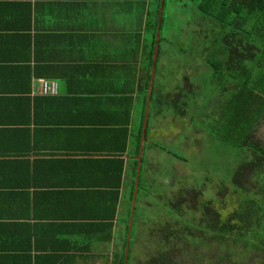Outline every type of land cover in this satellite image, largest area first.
Returning <instances> with one entry per match:
<instances>
[{
  "label": "crops",
  "instance_id": "crops-1",
  "mask_svg": "<svg viewBox=\"0 0 264 264\" xmlns=\"http://www.w3.org/2000/svg\"><path fill=\"white\" fill-rule=\"evenodd\" d=\"M156 9L153 0H0V264H115L142 149ZM171 67L156 65L141 168L148 147L164 146L151 125L154 136L189 134L191 68ZM43 80L57 91L42 93ZM229 84L217 91L214 136L221 144L224 128L238 146L236 170L264 154V76L262 92ZM255 168L246 183L264 200V161ZM240 198L230 194L232 209Z\"/></svg>",
  "mask_w": 264,
  "mask_h": 264
},
{
  "label": "rangeland",
  "instance_id": "rangeland-1",
  "mask_svg": "<svg viewBox=\"0 0 264 264\" xmlns=\"http://www.w3.org/2000/svg\"><path fill=\"white\" fill-rule=\"evenodd\" d=\"M186 3L188 7L184 6ZM199 16L194 0H167L164 6L161 26L164 39L160 44L156 65L158 70L164 66V74L167 66H190L193 89L188 97L187 120L190 127L188 136H183L185 130H179L177 135L169 134L166 137L161 135L166 130L154 136L152 125L150 127L149 137L164 146L151 148V152L148 147L145 153L136 213L134 211L130 264H138L152 255L150 248L154 242L148 233L151 229L159 228L162 223L168 220L172 222L184 214L188 218L194 215L200 218L206 211V203L209 209L218 211L220 208L226 215L235 206V200L229 199L231 192L242 189V185L238 184L239 179H236L241 164L238 169H231L238 146L227 142L230 140L225 137L224 128L219 134L221 144L218 145V137L214 136L218 135V129L214 126V118L218 115L217 91L230 87L229 81L234 82L235 79L220 73V83L215 80L217 71L205 62L206 52L210 51L206 46L210 43L203 35L195 32L199 25H194V22L200 20ZM181 47L190 53H184ZM222 75L226 80L222 79ZM169 77L172 78L173 74ZM201 128L203 130L199 133ZM220 190H224L225 195ZM238 193L244 205L250 202L251 197H261Z\"/></svg>",
  "mask_w": 264,
  "mask_h": 264
},
{
  "label": "trees",
  "instance_id": "trees-1",
  "mask_svg": "<svg viewBox=\"0 0 264 264\" xmlns=\"http://www.w3.org/2000/svg\"><path fill=\"white\" fill-rule=\"evenodd\" d=\"M153 1L157 9L155 19L149 22L153 30L149 75L152 70L162 5V0ZM166 1L164 0V6ZM194 1L200 15V20L194 22V25H199V29L195 28V32L203 35L210 43L206 46L210 51L206 52L205 62L217 71L215 80L220 83V73H225L227 77L240 79L243 84L247 83L250 87L255 83L259 87L253 86V89L262 92L259 82L264 76V0ZM184 6L188 7V4ZM163 39L161 35L160 43ZM182 49L184 48L181 47ZM208 53L211 58L207 57ZM222 79L226 80L223 75ZM147 91L148 89L144 94L145 99L148 96ZM138 150L140 151V148ZM139 151L133 163L134 177L129 195V212L126 217L125 244L121 251L116 253L115 264H124L125 261ZM144 161L145 156H143ZM263 161V153H260L253 161L244 160L236 175L238 179L240 178L238 184L242 185V189L238 192L251 194L244 175L249 168L256 167L255 172L261 171ZM142 169L143 167L139 175L138 194ZM219 192L224 194V190ZM138 197L139 195H137V202ZM249 199L250 202L244 205L245 202L240 198L237 207L226 215L220 208L218 211L209 209L206 203V211L200 218H197V215L188 218L184 214L177 216L172 222L163 221L165 224L162 223L159 228H153L148 232L154 242L150 248L152 255L138 264H264V200L256 197ZM136 209L137 205L135 213ZM131 245L130 240L128 264H130Z\"/></svg>",
  "mask_w": 264,
  "mask_h": 264
},
{
  "label": "water",
  "instance_id": "water-1",
  "mask_svg": "<svg viewBox=\"0 0 264 264\" xmlns=\"http://www.w3.org/2000/svg\"><path fill=\"white\" fill-rule=\"evenodd\" d=\"M163 12H164V0H162V5H161V14H160V20H159V25H158V31H157V42L155 44V53H154V61L152 64V71H151V82L149 86V92H148V99H147V107H146V117H145V123H144V131H143V140H142V149L141 153L139 155V167H138V174L136 177V188L134 190V195H133V200H132V209H131V217H130V222H129V234H128V242L126 246V251H125V261L124 264H128V256H129V250H130V240L132 237V228H133V222H134V211L137 205V195H138V190H139V180H140V171H141V163H142V155H143V147L146 141V129L148 126V117H149V110H150V102H151V96H152V88H153V82H154V76L156 72V61L158 58V50L160 46V38H161V26H162V17H163Z\"/></svg>",
  "mask_w": 264,
  "mask_h": 264
},
{
  "label": "built area",
  "instance_id": "built-area-1",
  "mask_svg": "<svg viewBox=\"0 0 264 264\" xmlns=\"http://www.w3.org/2000/svg\"><path fill=\"white\" fill-rule=\"evenodd\" d=\"M57 91V84L52 80H43L41 84V92L44 94H51Z\"/></svg>",
  "mask_w": 264,
  "mask_h": 264
}]
</instances>
